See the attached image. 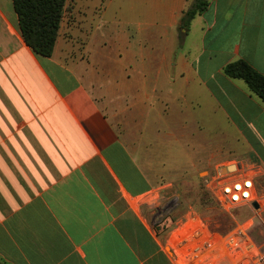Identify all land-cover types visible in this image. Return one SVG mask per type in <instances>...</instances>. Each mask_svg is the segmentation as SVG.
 Here are the masks:
<instances>
[{"label": "crops", "instance_id": "obj_1", "mask_svg": "<svg viewBox=\"0 0 264 264\" xmlns=\"http://www.w3.org/2000/svg\"><path fill=\"white\" fill-rule=\"evenodd\" d=\"M184 6L65 0L42 57L0 0L1 262L198 264L174 180L264 174V104L222 72L243 59L264 76V0H211L179 39Z\"/></svg>", "mask_w": 264, "mask_h": 264}, {"label": "built area", "instance_id": "obj_2", "mask_svg": "<svg viewBox=\"0 0 264 264\" xmlns=\"http://www.w3.org/2000/svg\"><path fill=\"white\" fill-rule=\"evenodd\" d=\"M230 166L233 169L227 170ZM259 174V169L253 163H228L225 171L216 170L209 179H204V187L220 209L228 213L236 207L244 206L250 209L252 215L223 235L205 230L204 222L200 220L199 228L193 231L196 242L188 248L189 253L200 257L198 264H215L219 249L220 252L224 251V257L236 260L235 264H264V194L257 189ZM256 223L260 227L258 241L253 239ZM237 254L244 255V258L237 259Z\"/></svg>", "mask_w": 264, "mask_h": 264}, {"label": "trees", "instance_id": "obj_3", "mask_svg": "<svg viewBox=\"0 0 264 264\" xmlns=\"http://www.w3.org/2000/svg\"><path fill=\"white\" fill-rule=\"evenodd\" d=\"M65 0H11L17 25L24 43L37 55L51 54ZM211 0H185L176 29L178 38L188 29L191 19L203 12ZM184 30V33L179 32ZM225 76L243 81L247 89L264 104V76L243 59H236L222 67ZM0 264H4L0 261Z\"/></svg>", "mask_w": 264, "mask_h": 264}, {"label": "rangeland", "instance_id": "obj_4", "mask_svg": "<svg viewBox=\"0 0 264 264\" xmlns=\"http://www.w3.org/2000/svg\"><path fill=\"white\" fill-rule=\"evenodd\" d=\"M69 10V8H68ZM178 137V136H177ZM239 164L237 162H230L229 165ZM254 164V163H253ZM244 165V164H243ZM226 169V165H220L215 168H206L205 172L200 173V175H188L182 176L174 180L172 199L170 204V218L179 216L184 212H189L193 215H198L200 220H203L205 230L214 233L215 235L224 234L231 230L234 225L240 223L246 218L252 215V212L247 207H236L230 210L228 213L224 212L216 204L212 196L204 187V179H209L214 175L215 171L223 172ZM257 189L260 193L264 194V174L260 173L257 179ZM262 218L264 220V210L262 212ZM258 224V223H256ZM253 228V239L258 241L260 227ZM222 247V246H221ZM224 251L216 255L217 259L223 260ZM231 257V256H229ZM237 259L244 258V255H236ZM231 260L236 263V260Z\"/></svg>", "mask_w": 264, "mask_h": 264}, {"label": "water", "instance_id": "obj_5", "mask_svg": "<svg viewBox=\"0 0 264 264\" xmlns=\"http://www.w3.org/2000/svg\"><path fill=\"white\" fill-rule=\"evenodd\" d=\"M233 169V167L232 166H230V167H227V170H232ZM252 206L253 207H255V204L254 203H252Z\"/></svg>", "mask_w": 264, "mask_h": 264}, {"label": "snow or ice", "instance_id": "obj_6", "mask_svg": "<svg viewBox=\"0 0 264 264\" xmlns=\"http://www.w3.org/2000/svg\"><path fill=\"white\" fill-rule=\"evenodd\" d=\"M245 195H247V193H245ZM235 198V197H234Z\"/></svg>", "mask_w": 264, "mask_h": 264}]
</instances>
